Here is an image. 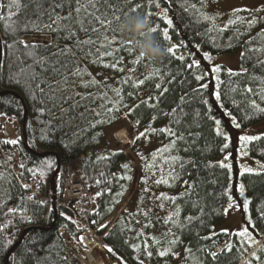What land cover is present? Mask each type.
Segmentation results:
<instances>
[{
    "label": "trees",
    "instance_id": "obj_1",
    "mask_svg": "<svg viewBox=\"0 0 264 264\" xmlns=\"http://www.w3.org/2000/svg\"><path fill=\"white\" fill-rule=\"evenodd\" d=\"M211 1L108 0L112 25L93 33L67 19L53 25L59 30L45 27L57 16H75L77 0H0V121L14 122L18 130L11 139L0 140V264H74L67 254L68 239L80 242L85 218L113 249L109 256L121 264H164L181 249L180 264H264V172L241 173L238 159L240 132L264 122V16L220 26L209 14ZM88 2L79 0L82 7ZM113 9L121 17H147L157 27L154 36L165 56L149 63L129 51ZM81 15L90 29L87 15ZM65 26L76 34L70 36ZM95 26L101 28L100 22ZM165 31L170 41L164 39ZM85 40L94 43H78ZM29 42L38 46L25 47ZM172 45L177 46L175 55L167 52ZM239 49L242 72L225 67L211 72L214 57ZM203 80L207 88L199 86ZM217 92L221 101L215 99ZM125 118L137 133L133 150L141 143L150 145L141 159L152 161L165 177L161 201L170 218L160 238L151 233L149 218L141 220L131 207L110 230L101 229L134 182L130 159L110 148L107 138L111 128H122ZM215 119L230 137L227 149ZM260 137L243 148L264 163V135ZM13 140L18 143H8ZM69 175L88 187L91 200L67 198ZM231 201L239 206L241 228L251 217L250 241L234 235L236 230L213 233ZM91 203L90 212L83 209Z\"/></svg>",
    "mask_w": 264,
    "mask_h": 264
},
{
    "label": "rangeland",
    "instance_id": "obj_2",
    "mask_svg": "<svg viewBox=\"0 0 264 264\" xmlns=\"http://www.w3.org/2000/svg\"><path fill=\"white\" fill-rule=\"evenodd\" d=\"M209 14L214 21L220 25L225 26L231 21L239 18H249L252 16L263 17L264 16V0H212L209 6ZM185 55V51L182 53ZM242 49H239L236 53L231 55L216 56L213 59L214 65L225 67L230 72H242L244 67L241 63ZM207 81L203 80L200 85L206 84ZM1 127L7 128L9 138L17 134L16 123L2 119L0 121ZM243 135L248 136H263L264 135V122L256 124L244 131H241L239 138ZM6 136L0 137L8 138ZM108 144L110 148L123 152L131 161L134 169V182L125 198L121 201L119 207L114 214L103 224L107 230H110L120 217L122 212L131 207L130 210L136 208V216L142 219H148L152 223L153 230L151 233L160 238L164 236L165 231L168 228L170 213L165 210V207L161 201V197L164 194V190L161 189L160 183H156L157 180L165 179L161 175L162 170H154L153 163L143 161L141 156H148L151 150L150 145L141 143L139 148L133 150V147L137 142V133L134 130L131 123L127 118L124 119L121 129L116 127L111 128L107 134ZM241 145V141L239 143ZM245 150L242 146L238 148V159L241 173H260L264 172L263 162L250 156L248 153L244 154ZM251 168L252 172H247L246 169ZM75 164H72L71 171H75ZM72 172V173H73ZM71 177V175H69ZM70 177H67L69 179ZM73 182H77L75 176L72 175ZM82 183V182H81ZM67 185V180H66ZM84 185V184H83ZM85 186V185H84ZM91 195L92 192L85 186ZM137 196V197H136ZM77 199V198H73ZM139 199V200H138ZM249 201V196L245 195L243 200ZM51 204V202H49ZM232 205L231 207L229 205ZM88 208V207H87ZM82 209V208H81ZM227 214L225 218L213 226V233L225 232L228 233L234 230H242L240 227L241 213L239 206L236 202L231 201L227 208ZM104 227H101L103 229ZM100 229V230H101ZM85 233L82 235V242H76L75 240H69L68 255L71 257V261L74 264H121L120 261L115 260L109 256L108 246L104 243V238L99 235L98 232H93L85 225ZM93 232L94 238L89 237V241L84 240L83 236L90 235ZM64 235L65 233L62 232ZM153 236V237H154ZM247 241L251 240L250 232L243 237ZM80 239V240H81ZM162 239V238H161ZM84 240V241H83ZM183 256V249H181L175 256L172 262H165L164 264H180Z\"/></svg>",
    "mask_w": 264,
    "mask_h": 264
},
{
    "label": "snow or ice",
    "instance_id": "obj_3",
    "mask_svg": "<svg viewBox=\"0 0 264 264\" xmlns=\"http://www.w3.org/2000/svg\"><path fill=\"white\" fill-rule=\"evenodd\" d=\"M97 3H100L101 4V8L98 9L96 7V4ZM108 4V0H89L88 4L84 5L83 7L79 4V0H77V7L75 9V16H72L71 14L67 17H60V16H57L55 18V20L51 21V23H48L45 25L46 28H48L49 30H59V28L57 27L56 29H53V25L56 24L58 25L59 24V21L61 19H67L69 20L70 22H74V23H77L80 25V29L81 30H84L85 32L87 31H92L93 33H100L102 31L103 28L105 27H110L112 25V20L109 19V13L108 11L106 10V6ZM57 7H62V5H56ZM91 7L92 8V11L91 13H88L87 12V8L88 7ZM157 7H159L160 5L157 4L156 5ZM140 6L137 5V8H134L132 9V12H136L137 9L139 8ZM103 9V10H102ZM117 9H113L112 10V16L114 17L115 20L119 21L120 24L125 20V18L129 15V14H125L123 17H121L120 15H117ZM84 13L85 15H87L88 17V20H87V23L89 25H91V28L89 29L88 27L85 26V19H84V16L81 15V13ZM207 19V17H205ZM96 21H99L100 22V25H101V28H97L95 26V22ZM167 23L168 25H171L172 24V21L171 20H167ZM69 35L70 36H74L76 33L72 31V29L68 26H65ZM152 28V32L153 33H156L157 32V27H151ZM39 30V29H37ZM113 31H115V29H113ZM163 36H164V39L166 41H170L171 40V37L169 36V34L167 33V31L163 32ZM105 39H107V37H105ZM78 43H83V44H92L94 43V41L92 40H85V41H82V42H79ZM38 45H32L30 42L27 43L25 45V47H29V48H34V47H37ZM128 50L129 51H135L131 44L129 43L128 44ZM176 50H177V46L176 45H172L170 47L167 48V52L170 54V55H175L176 54ZM60 54H64V50H61ZM109 55H111V53H108ZM204 57L208 60H211V57L208 55V53H204ZM179 59L183 60L184 59V56L181 55L179 56ZM195 63V61H194ZM113 67H115V65H113ZM221 71V67L219 65H213L212 68H211V72L212 73H219ZM207 74V72L205 73ZM202 77L200 75H197L196 79L197 80H200ZM140 83H143V81H141ZM157 88L160 87L159 84L156 85ZM202 88H207L208 85L207 84H203L201 85ZM163 91H167V89H164ZM163 94V93H161ZM215 99L216 101H221V95L219 94V92L216 93L215 95ZM205 104H208V101L205 100L204 101ZM150 106H154V105H150ZM222 106V105H221ZM108 111H112V109H108ZM227 114V113H226ZM232 124L236 127V128H239L240 127V124L236 121L235 117H232V120H231ZM139 123V121H137V124ZM215 124L217 125V133L218 135H222L223 138H224V145L223 147L225 149H227L229 147V143L228 141L230 140V137L228 136V134L226 132H223L222 129H221V121L219 119H215ZM161 133H164V132H167L169 135L171 136H175L176 133L173 132L171 129H160L159 130ZM146 133L145 132H141L140 133V136H145ZM43 138V137H42ZM138 138V137H137ZM180 140L183 139V137H179ZM261 137L260 136H248V135H243L240 137V141H241V144H242V147H245L247 145V143L251 142V141H254V140H260ZM8 143H11V144H17L18 141L16 140H13V141H9ZM244 154L246 155L247 152L245 151ZM228 157H226L225 159H227ZM51 166V163L50 165ZM222 167L224 166H227L228 168H231V165H224L223 163L221 164ZM123 167L127 170L128 169V165L125 164L123 165ZM261 168H264V165L261 166ZM247 172H252V169L251 168H247L246 169ZM121 179H131L130 176L128 177H121ZM162 181L161 180H157L156 183H161ZM239 191H240V195L243 196L244 195V186L243 185H240V188H239ZM99 195V194H98ZM229 199L231 200V197H229ZM250 204V201H248L247 199H245L243 201V210L245 213L248 212V206ZM230 207L232 206L231 204L229 205ZM225 214H227V210H225ZM191 219V218H189ZM26 222H31V221H26ZM245 224V226L242 228V230L238 229L235 231V233H233L234 235L238 236V237H244L246 236L250 229L247 225H251L252 224V220H251V217H247L246 218V221L243 222ZM101 227H106L105 225H101ZM225 231V234H228V230H224ZM176 241L173 240L172 243H175ZM232 248V245L229 244L228 245V250L230 251ZM108 251L111 253L113 252V249L112 248H108ZM161 256L165 255V252H161L160 253ZM258 259V257H257Z\"/></svg>",
    "mask_w": 264,
    "mask_h": 264
},
{
    "label": "clouds",
    "instance_id": "obj_4",
    "mask_svg": "<svg viewBox=\"0 0 264 264\" xmlns=\"http://www.w3.org/2000/svg\"><path fill=\"white\" fill-rule=\"evenodd\" d=\"M120 31L125 43L131 44L140 59L155 63L165 56L166 50L154 36L147 17L135 14L128 15L121 23Z\"/></svg>",
    "mask_w": 264,
    "mask_h": 264
},
{
    "label": "built area",
    "instance_id": "obj_5",
    "mask_svg": "<svg viewBox=\"0 0 264 264\" xmlns=\"http://www.w3.org/2000/svg\"><path fill=\"white\" fill-rule=\"evenodd\" d=\"M8 129L4 128V127H0V137L2 136H6L8 137ZM73 178H69L67 179V185H66V190H67V198H83V197H87L88 199H92V195L89 193V191L85 188V186L81 183V182H73ZM93 208V204L91 203L88 208L87 207H83V209H87V212H90ZM86 220L87 218H85L84 220H82V223H85V225L91 230L90 226L88 224H86ZM99 229H95L93 230V232H98ZM93 232H91V234L85 235L83 236L84 240L89 241V237L90 238H94ZM104 238V236H103ZM83 240V241H84ZM82 242V239L80 240V244ZM109 248V247H108ZM68 254V252H67ZM118 264V263H117Z\"/></svg>",
    "mask_w": 264,
    "mask_h": 264
}]
</instances>
